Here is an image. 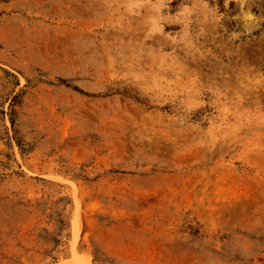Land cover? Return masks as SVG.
<instances>
[{
	"label": "rangeland",
	"instance_id": "obj_1",
	"mask_svg": "<svg viewBox=\"0 0 264 264\" xmlns=\"http://www.w3.org/2000/svg\"><path fill=\"white\" fill-rule=\"evenodd\" d=\"M0 264H264V0H0Z\"/></svg>",
	"mask_w": 264,
	"mask_h": 264
},
{
	"label": "bare ground",
	"instance_id": "obj_2",
	"mask_svg": "<svg viewBox=\"0 0 264 264\" xmlns=\"http://www.w3.org/2000/svg\"><path fill=\"white\" fill-rule=\"evenodd\" d=\"M249 2V1H248ZM253 3V2H252ZM258 4V3H257ZM250 5V4H249ZM247 6V5H246ZM253 6V5H252ZM254 7V6H253ZM251 8V7H250ZM259 8V7H258ZM247 10V9H246ZM248 10H249V6H248ZM244 11V10H243ZM244 13V12H243ZM262 13V12H261ZM244 15V14H243ZM243 15H242V17H243ZM241 17V19L243 20V18ZM255 16H253V14H251L250 12H247V13H245V18L244 19H246V20H248V21H252V18H253V20H255V18H254ZM262 17V16H261ZM263 19V18H262ZM241 20V21H242ZM259 20V19H258ZM257 20V21H258ZM261 20H259V22H260ZM255 22V25H256V23H258V22H256V21H254ZM242 23V22H241ZM252 23V22H251ZM251 23H250V25H251ZM247 24H248V22H247ZM247 24H244V25H247ZM249 25V24H248ZM250 25L248 26V27H250ZM254 25V24H253ZM254 25V26H255ZM247 27V26H246ZM258 26H256V28H257ZM245 28V27H244ZM250 29H252V27H250ZM246 31V30H245ZM250 31V30H249Z\"/></svg>",
	"mask_w": 264,
	"mask_h": 264
}]
</instances>
